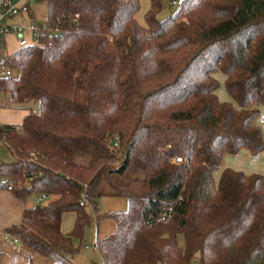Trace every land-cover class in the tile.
Masks as SVG:
<instances>
[{
    "label": "trees",
    "instance_id": "16d2710c",
    "mask_svg": "<svg viewBox=\"0 0 264 264\" xmlns=\"http://www.w3.org/2000/svg\"><path fill=\"white\" fill-rule=\"evenodd\" d=\"M181 2L159 19L164 0H150L143 25L141 0L38 1L49 31L11 52L17 75L0 79L27 112L1 128L16 159L0 176L37 197L6 229L23 247L75 264V239L111 219L95 241L103 264H264V175L214 176L225 153L264 151V0ZM218 71L236 105L219 98ZM105 196L127 209L101 212Z\"/></svg>",
    "mask_w": 264,
    "mask_h": 264
},
{
    "label": "crops",
    "instance_id": "0c3cea01",
    "mask_svg": "<svg viewBox=\"0 0 264 264\" xmlns=\"http://www.w3.org/2000/svg\"><path fill=\"white\" fill-rule=\"evenodd\" d=\"M34 9L39 16L46 14V7L44 5H36ZM8 40L15 41L16 48L13 47L11 52L16 51L18 46L15 35H9ZM26 113L25 110L18 111L1 107L0 120L7 124H19ZM36 202V196L29 197L25 201L17 197L13 192L0 189V264H56L53 259L47 258L36 251H30L18 242H15L6 232L8 227L21 223L25 206L27 204L33 205ZM99 202L101 212L124 211L128 206L127 200L122 197L105 196ZM74 222V213L64 214L62 220L63 232H70ZM99 226V235L102 237L112 233L116 228L115 222L111 219L103 220ZM96 255H99L96 248L93 251L89 245L85 244L83 251H80L76 255L75 264L98 263L96 261Z\"/></svg>",
    "mask_w": 264,
    "mask_h": 264
},
{
    "label": "built area",
    "instance_id": "2783aa9c",
    "mask_svg": "<svg viewBox=\"0 0 264 264\" xmlns=\"http://www.w3.org/2000/svg\"><path fill=\"white\" fill-rule=\"evenodd\" d=\"M39 0H0V79L10 78L17 75V71L11 68L6 62V57L11 53L8 48V36L15 35L18 48L26 46L29 42L37 40L40 36L49 31V22L47 13L39 16L32 13ZM181 0H173L172 4L179 6ZM77 18L79 15H76ZM25 18L29 19L25 23ZM21 20V21H19ZM3 89L0 85V108L3 99ZM4 123L0 120V145H5L1 128ZM261 126L264 131V116L261 117ZM31 157L36 158L35 152L31 153ZM185 161L184 156H176L173 162L176 164ZM14 181L12 179L0 176V188L12 190ZM50 198V195L42 194L38 201ZM87 202L84 194L82 204ZM167 213H163L160 219L165 218ZM17 242V240H15ZM198 261V258H194Z\"/></svg>",
    "mask_w": 264,
    "mask_h": 264
},
{
    "label": "rangeland",
    "instance_id": "374dc122",
    "mask_svg": "<svg viewBox=\"0 0 264 264\" xmlns=\"http://www.w3.org/2000/svg\"><path fill=\"white\" fill-rule=\"evenodd\" d=\"M43 8V7H42ZM41 8V9H42ZM150 8V0H141L140 8L136 13V18L138 21L145 25V15ZM178 6L172 4V0H164L163 9L159 13V19H164L169 15H172L176 12ZM41 14V13H40ZM21 21V20H19ZM25 23L29 19L25 18ZM15 47L14 40H8L9 51ZM215 76L219 80L220 86L217 90V94L222 101H230L236 105V102L233 100L231 95L228 93L224 85V75L222 71H218ZM34 110L38 109V104H32ZM3 108H10L18 111H22L19 106L13 105L10 100V95L3 96ZM7 110V109H6ZM261 114H264V105L261 106ZM15 155L8 149L5 145H0V162H13L15 161ZM225 167H233L235 169H240L246 172H258L264 175V151L253 154L247 148H242L238 153H225L222 158L221 167L214 172L216 181L219 180L220 174ZM100 204V202H99ZM120 209V208H117ZM88 211L94 215V211L91 207H88ZM100 234V226L97 224L96 220H92L91 224L86 227L85 236H84V245H82L80 239H75V244L81 251H83L85 244L89 245L94 251V245L96 238ZM179 242L183 243V237L179 236ZM96 253V252H95ZM96 261L99 264H103L102 258L100 255H96ZM192 264H198V262H193Z\"/></svg>",
    "mask_w": 264,
    "mask_h": 264
}]
</instances>
